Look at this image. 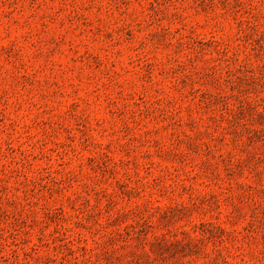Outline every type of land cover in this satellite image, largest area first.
Wrapping results in <instances>:
<instances>
[{"label": "rangeland", "instance_id": "374dc122", "mask_svg": "<svg viewBox=\"0 0 264 264\" xmlns=\"http://www.w3.org/2000/svg\"><path fill=\"white\" fill-rule=\"evenodd\" d=\"M0 264H264V0H0Z\"/></svg>", "mask_w": 264, "mask_h": 264}]
</instances>
